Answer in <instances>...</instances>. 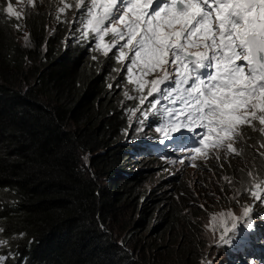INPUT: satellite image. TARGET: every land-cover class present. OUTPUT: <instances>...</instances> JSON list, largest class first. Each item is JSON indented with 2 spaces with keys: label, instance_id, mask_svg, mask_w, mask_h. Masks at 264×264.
<instances>
[{
  "label": "trees",
  "instance_id": "obj_1",
  "mask_svg": "<svg viewBox=\"0 0 264 264\" xmlns=\"http://www.w3.org/2000/svg\"><path fill=\"white\" fill-rule=\"evenodd\" d=\"M34 4L17 20L0 0V264H196L201 214L185 203L199 191L149 185L150 150L130 121L138 91L109 56L73 43V8ZM244 132L237 184L264 173V137Z\"/></svg>",
  "mask_w": 264,
  "mask_h": 264
},
{
  "label": "snow or ice",
  "instance_id": "obj_2",
  "mask_svg": "<svg viewBox=\"0 0 264 264\" xmlns=\"http://www.w3.org/2000/svg\"><path fill=\"white\" fill-rule=\"evenodd\" d=\"M24 2L15 0L17 5ZM26 3L35 6L34 0ZM82 5L90 17L86 28L97 41L94 51L108 56L118 47V55H113L126 68L129 84L143 91V77L159 72L161 75L150 81L148 96L163 93L158 86L166 82L186 94L185 106L170 113L172 118L156 129H167L165 139L184 142L191 139L188 133L200 131L198 146L191 149L192 153H201V146H211L207 155L219 157L223 151L227 157L242 154L243 149L235 145L245 140L246 127L264 137V0H88L87 4L80 0L76 8ZM68 7L64 3L59 11L63 13ZM4 11L17 20L23 16L12 0H6ZM109 33L113 40L105 43ZM136 68L140 76L134 78ZM202 69L214 71L205 80ZM173 72L176 76L170 81ZM173 91L168 88V92ZM248 176L253 178L250 197L264 205V193L252 190L264 186V179L252 171ZM252 212L251 205L243 210L249 228ZM228 215L235 233L239 217L231 212ZM229 231L225 226L224 233ZM220 239L225 240V236L222 234ZM6 243L0 239V245Z\"/></svg>",
  "mask_w": 264,
  "mask_h": 264
},
{
  "label": "rangeland",
  "instance_id": "obj_3",
  "mask_svg": "<svg viewBox=\"0 0 264 264\" xmlns=\"http://www.w3.org/2000/svg\"><path fill=\"white\" fill-rule=\"evenodd\" d=\"M65 1L72 3L79 0ZM12 2L17 11L23 12L27 5L26 0L20 5H17L15 0H12ZM34 3L38 4L39 0H34ZM89 18L86 13L83 25L75 21L77 29L73 30L72 33L74 34H69L73 43L78 46L86 47L84 46L85 42L87 47L92 44L96 46L95 34L86 28V22ZM82 33H87V35ZM112 40L113 35L111 33L105 36V43H111ZM120 43H123V41ZM113 53L118 55V47L114 48L109 54L113 55ZM115 60L117 62L116 55ZM128 63L130 62H123V64ZM114 69H119V71ZM114 69L113 71L122 75V77H124L125 72L127 74L126 68L121 63L117 62ZM158 75L161 74L157 72L146 75L143 79L144 81L146 79L151 80ZM139 76L140 69H134L133 77ZM175 76L176 74L173 72L170 81ZM124 81L128 83L127 76L124 77ZM131 86L134 91L138 89L136 84H131ZM158 87L163 89V93L154 92L152 96H148L147 93L151 91V86H148V84L143 91H138L135 99L139 108L137 111L136 109L132 110L130 114V121L134 123L131 128L134 130V134L141 139V145L146 149L152 150V153L155 154L154 159L150 161L154 169L149 185L168 186V192L175 195L184 189L183 186H179L182 184L181 181L184 180L192 181V189L199 191L197 200L193 202L186 201L185 203L189 205L196 204L201 214V237L203 243L196 264H223V262L227 264H264V256L259 257V255H264V220L262 219L264 217L262 216V212L264 214V205L258 204L256 200L250 197L248 190L252 187L251 181L253 178L246 174L243 182L239 184L233 181L232 178L225 179V177H229V172H232V175L237 178L238 175L235 172L244 169L245 165L236 160L234 154L226 157L223 151L220 152L219 157L207 155L211 151V146L208 148L201 146L202 151L199 154L192 153L188 149L171 151L165 143L168 140L165 139L167 129L165 128L164 132H157L156 129L165 125L172 118L170 116V113H172L170 103L177 88L171 82H166L165 85ZM170 87L174 89L173 92H168ZM164 93H167V95ZM127 94V96L124 94L122 97L124 100L129 98L130 95L129 93ZM142 97L144 98V103H141ZM151 100V105L148 106ZM149 110H152V114L155 116L147 119ZM238 146L239 144L237 143L235 147L238 148ZM169 152H171V155H169ZM256 152H264V147L259 146ZM261 158H258L257 162H260ZM179 161H184V163L181 164ZM258 177L264 179V173ZM178 180L180 181L177 182ZM171 182L173 183L171 184ZM252 190L264 193V186L260 189L253 188ZM229 191H232L231 195L226 194ZM225 195H227V201L223 199ZM173 200L176 201L175 199ZM249 205L253 208V212L250 214V228L247 226V218L243 215L244 208ZM230 212L239 217L236 221L237 229L235 233L231 230L232 217L228 215ZM225 226L230 229L226 234L224 233ZM222 234L225 236L223 241L220 239ZM236 258H240L241 263L235 261ZM259 258L261 262H258L257 259ZM173 262L175 261L169 260L164 264H175Z\"/></svg>",
  "mask_w": 264,
  "mask_h": 264
},
{
  "label": "clouds",
  "instance_id": "obj_4",
  "mask_svg": "<svg viewBox=\"0 0 264 264\" xmlns=\"http://www.w3.org/2000/svg\"><path fill=\"white\" fill-rule=\"evenodd\" d=\"M69 8H67V9H65V10H68ZM72 17H73V15H70V24H74L75 25V21L72 19ZM72 19V20H71ZM76 29V27L74 26V28L73 29H71V30H75ZM84 46H86V48H90V47H87V45H84ZM80 47H83V46H80ZM132 94V93H131ZM187 102V101H186ZM140 141V143L142 144V141H141V139L139 140ZM140 144V145H141ZM142 146V145H141ZM143 147V146H142ZM168 147V146H167ZM145 148V147H144ZM169 148V147H168ZM146 149V148H145ZM171 151H175L174 149H172V148H169ZM169 155H171V152H169ZM150 157H151V160L150 161H152L153 159H154V153H152V150H150ZM262 216H264V214H263V212H262ZM262 219L264 220V217H262ZM258 228V227H257ZM253 251H255V249H253ZM264 255H259V257H263ZM237 259H239V260H241L240 258H237ZM258 260V262H261L260 261V258L259 259H257Z\"/></svg>",
  "mask_w": 264,
  "mask_h": 264
},
{
  "label": "bare ground",
  "instance_id": "obj_5",
  "mask_svg": "<svg viewBox=\"0 0 264 264\" xmlns=\"http://www.w3.org/2000/svg\"><path fill=\"white\" fill-rule=\"evenodd\" d=\"M250 183V182H249Z\"/></svg>",
  "mask_w": 264,
  "mask_h": 264
}]
</instances>
